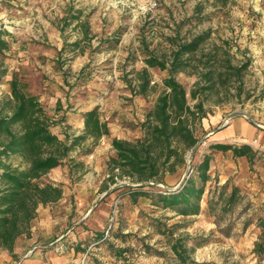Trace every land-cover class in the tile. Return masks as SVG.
<instances>
[{"label":"rangeland","instance_id":"obj_1","mask_svg":"<svg viewBox=\"0 0 264 264\" xmlns=\"http://www.w3.org/2000/svg\"><path fill=\"white\" fill-rule=\"evenodd\" d=\"M157 2L152 8L151 0H0V29L11 34L3 35L11 47L0 55V70L5 71L1 73L0 105L11 95L10 80L16 72L38 95L54 118L53 130L62 136L64 131L81 133V114L99 107L110 122L112 137L117 132L119 138L135 139L142 131L133 124L145 120L168 75L167 70L149 68L156 90L147 96L135 93L137 73L146 67L145 42L163 56L170 53L171 37L211 30L208 48L227 41L234 63L250 58L251 65L241 97L212 95L205 100L208 115L203 124L208 119L210 127L199 130V146L191 160L189 153L186 169L168 175L164 183L142 184L114 176L109 163L116 152L109 144L111 138H102L89 155L73 152L71 158L76 161H67L57 173L69 193L54 211L62 223L60 233L73 230L81 234L77 250L81 254L89 251L90 264H182L172 249L177 238L187 240L190 260L198 264H264V254L255 251L264 232V155L255 147L252 159L210 150L214 143L210 132L233 120L241 119L250 127L255 123L264 126V0ZM81 22L89 25L88 37ZM78 40L80 46L73 45ZM176 78L194 106L198 100L192 90L198 77L180 72ZM248 93L251 96L246 98ZM235 112L244 114L230 117ZM257 135L264 148V128ZM254 140L239 145L252 146ZM207 153L213 156L212 178L201 213L184 216L164 208L154 195L177 189L192 173L186 175L187 170ZM12 161L20 160L13 157ZM131 186H144L151 196H141L134 203ZM233 187L238 188V200L226 209ZM81 191L86 194L85 203L79 202ZM119 248L128 250L127 258L117 255ZM14 261L11 264H21L19 259Z\"/></svg>","mask_w":264,"mask_h":264},{"label":"trees","instance_id":"obj_2","mask_svg":"<svg viewBox=\"0 0 264 264\" xmlns=\"http://www.w3.org/2000/svg\"><path fill=\"white\" fill-rule=\"evenodd\" d=\"M81 23L85 37H88L89 25ZM3 35L11 34L0 29V55L11 47ZM211 37V30L186 38L178 34L170 38L172 48L163 56L150 50L144 40L146 67L137 73L139 89L135 93L147 96L156 90L149 68L167 70L168 75L163 79L162 91L146 113L145 120L133 124L142 131V135L135 139L112 138L110 122L103 117L99 107L81 114L84 122L81 133L64 131L62 136L53 130L54 118L38 95L29 90L28 83L20 79L18 73H14L10 80L11 95L0 105V248L17 258V242L24 236H31L40 205L55 204L64 198V184L48 179L47 175L63 168L67 161L75 162L71 154L77 150L81 156L89 155L104 137L111 138L116 152L109 163L114 176L142 184L164 183L168 175L185 170L188 155L199 142L198 132L203 129V120L208 115L205 100L212 95L222 99L231 94L241 97L245 93L244 78L251 65L250 58L234 63L227 41L208 48ZM80 44V40L73 43ZM180 72L198 77L192 90V97L198 100L194 106L189 103L185 86L176 78ZM1 73L5 71L0 70V80ZM250 96L248 93L246 98ZM90 140L92 146L86 147ZM210 150L231 151L237 157L247 156L249 159L255 155L250 144L213 143ZM13 157L19 158V163L14 164ZM212 159V153L205 154L198 164L190 167L188 175L192 173L177 189L154 195L158 202L184 216L200 214L201 202L212 178ZM69 167L72 171V165ZM111 180L116 183L115 178ZM143 187L131 186L130 197L134 203L139 197L150 195ZM237 194L238 188L233 187L224 206L226 209L233 208L238 200ZM224 197L223 190L220 198ZM172 249L182 264H198L190 260L186 239H173ZM127 251L119 248L116 253L127 258ZM255 251L259 256L264 254V232Z\"/></svg>","mask_w":264,"mask_h":264},{"label":"crops","instance_id":"obj_3","mask_svg":"<svg viewBox=\"0 0 264 264\" xmlns=\"http://www.w3.org/2000/svg\"><path fill=\"white\" fill-rule=\"evenodd\" d=\"M218 120L219 118H216L213 123H216ZM79 124H81V130H83V119H81ZM255 124H252V127H250L241 119L233 120L225 128H218L210 132L212 134L211 139L214 143H232L236 145L246 141L251 142L256 139L261 127L264 128L263 125ZM203 125L208 130V126L210 127L209 120L207 119V123L204 122ZM118 135L115 132L113 137L119 138ZM229 137H234V139L227 142V138ZM109 144L111 145V142ZM59 171H61V168L51 171L48 175L52 180L66 184L65 180H60L57 177ZM68 193L67 186L64 185V198L62 200L55 204L40 205L38 215L34 220L31 236H24L17 242L15 248L17 258L14 261L15 263L19 259V261L21 260V264H75V261H78L83 255L77 250L82 240L81 234L73 230L70 233H60L58 228V225H62V223L55 214L54 208L59 203L67 200ZM79 193H82L83 196L79 198V202L85 203L87 201L86 194L83 191ZM35 245H38V247L32 252L31 249ZM12 259L14 258L8 250L0 248V264H11Z\"/></svg>","mask_w":264,"mask_h":264},{"label":"built area","instance_id":"obj_4","mask_svg":"<svg viewBox=\"0 0 264 264\" xmlns=\"http://www.w3.org/2000/svg\"><path fill=\"white\" fill-rule=\"evenodd\" d=\"M158 5V2L157 0H151V7L154 8ZM252 147H255L256 150H259L261 153H263L264 155V148H261L260 145H259V141L258 139H255L254 140V144L252 145ZM28 255V254H27ZM26 255V256H27ZM89 251H87L86 253H84L81 257V259L79 260L78 263L76 264H90L89 263Z\"/></svg>","mask_w":264,"mask_h":264},{"label":"water","instance_id":"obj_5","mask_svg":"<svg viewBox=\"0 0 264 264\" xmlns=\"http://www.w3.org/2000/svg\"><path fill=\"white\" fill-rule=\"evenodd\" d=\"M237 114H244V112H235L234 114H232L230 117H233ZM199 146V142L194 146V148L192 149L191 153H190V160L192 159V157L194 156L196 150L198 149ZM189 169L186 172V175L188 174ZM38 247V245H35L32 247L31 251L33 252L36 248ZM21 261V260H20Z\"/></svg>","mask_w":264,"mask_h":264}]
</instances>
